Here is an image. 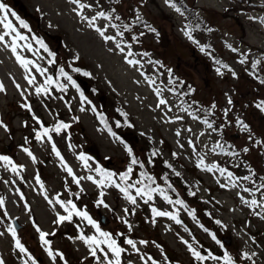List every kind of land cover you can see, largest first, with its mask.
<instances>
[{"label":"rangeland","instance_id":"374dc122","mask_svg":"<svg viewBox=\"0 0 264 264\" xmlns=\"http://www.w3.org/2000/svg\"><path fill=\"white\" fill-rule=\"evenodd\" d=\"M0 4V34L9 32L0 42V156L11 161L0 160L3 264H107L106 245L93 257L96 246L79 239H103L87 219L73 212L57 222L68 201L124 249L121 264H225V252L232 264H264V0ZM60 118L67 128L36 139Z\"/></svg>","mask_w":264,"mask_h":264},{"label":"snow or ice","instance_id":"6c2138e0","mask_svg":"<svg viewBox=\"0 0 264 264\" xmlns=\"http://www.w3.org/2000/svg\"><path fill=\"white\" fill-rule=\"evenodd\" d=\"M74 3H77L78 0H73ZM166 3H170V0H166ZM170 6L172 7H175V4H170ZM81 7H84V5H81ZM0 10H4V5L3 4H0ZM177 11H180L179 8H176ZM12 15H15L14 13ZM98 16H105V13L104 12H99L98 13ZM7 17H0V23H3L4 20H6ZM21 25L23 27H27L26 24L23 23V21H20ZM89 23L91 24L92 21H89ZM5 28L6 29H11L12 32H15V28H12V25L11 23H5L4 24ZM97 31L100 33L101 36H104V32L101 31L100 29H97ZM152 31H155V29H152ZM188 34V33H186ZM9 35V32H5L4 34H0V42L4 41L5 39V36ZM17 37L19 39H24L23 36L19 35V33H17ZM105 40H112L113 37L111 36H105L104 37ZM191 38V37H189ZM119 47V45H117ZM12 51L15 53L16 51V47H15V39L13 40V46H12ZM129 55H131V53H129ZM17 59L21 62L22 65L24 66H27V64L29 63V61H26V60H21V58L19 56H17ZM130 64L131 63H138V61H131L129 60L128 61ZM241 63H243V61H241ZM37 71H40L41 73H43L45 70L44 69H40V68H37ZM61 73L69 80L71 81L72 78L70 76L67 75V73H65L63 71V69L60 70ZM75 71H79L78 69H75ZM217 71L219 72V69H217ZM85 75H87V73H85ZM33 80H34V77L32 79H29L28 80V83L29 84H32L33 83ZM46 83H53L52 79L51 78H48V80L46 81ZM73 84H75V82L73 81ZM17 87H19V85H17ZM0 91H3V85H0ZM46 92L47 91V88L46 87H38L36 89V92L37 94L41 93V92ZM161 104H164L165 101L164 100H161L160 101ZM229 103H231V100H229ZM27 107V105H25ZM258 108H260L262 111H264V102H262L261 104H258L257 105ZM30 110V109H29ZM39 122V121H38ZM0 126H3L2 124H0ZM6 127V126H5ZM61 127L63 128H67L68 125L66 124H60L59 126L55 127L54 129H48V128H44L43 129V132H37L36 133V139L37 140H40L42 136H48V133L49 131H55V132H59ZM245 129L247 128V126L245 125L244 126ZM51 139V137L49 136V140ZM219 147V145H217ZM25 151H28L27 149H25ZM53 151H56L55 149V146H53ZM129 153L131 154V149L128 150ZM245 151H247V149H245ZM28 155L31 156V152H28ZM56 155L59 156V152L57 151L56 152ZM81 159H84V157L82 156ZM0 160H5V161H8L9 163H11V161H9L8 157H3V156H0ZM132 163L135 164L137 163V161L135 159L132 160ZM201 163H203V161H201ZM209 171H211V168L208 169ZM69 175H72V170L70 168L67 169ZM97 171H100L99 169H97ZM132 171L131 168L128 169V172L130 173ZM220 171L223 173L226 171V169H220ZM103 175L107 176V177H111V173H104ZM142 176L145 175V174H141ZM177 175H179V173H177ZM231 173H228V176L231 177ZM128 178V174L125 173L123 175H121V179L122 180H127ZM74 179V182L78 183L79 181L73 177ZM88 179H92V177H88ZM148 179H151V177H148ZM243 179L247 180L249 179V177L245 176ZM95 183V181H94ZM101 183H103V181H101ZM137 184L139 183H142V181H136ZM119 187V186H118ZM128 187H134V185H128ZM261 187H264V184L261 185ZM122 192H124L126 194V198L133 204L136 203V200L133 196L129 195L128 194V189L127 188H121L120 189ZM158 189H155L154 191H156ZM245 191H249V189H245ZM136 195L137 196H144V195H147L148 196V199L150 200L151 199V195L150 193L146 192V190L144 188H137L136 189ZM161 195L163 196V198L165 200H168L169 203H171V201L169 200V198L163 194V192H161ZM61 204L62 207H65V204L63 201H57ZM147 202V201H145ZM177 203H181L182 204V201H176ZM100 203H103V201L101 200ZM258 202L256 200H252L251 201V204L253 205H256ZM0 205H3V200L0 199ZM68 205L71 206V211H68V208L66 207V211H68V215L67 216H58V221L57 222H63L65 220H71L72 218V215H73V212L75 213V215L77 216H81L85 219L88 220V223L93 225V227L96 228L97 232H99V235L100 237H103V239H97L95 236H92V237H84L83 235L79 236V239L83 240L85 242V244L89 245L91 247V245H95L96 247L95 248H91V254L93 257H96V249L97 248H100L101 245H106L107 246V249H108V252H111V254L115 257V260L111 259L108 257V252H105L104 253V257H105V260L107 261V264H121L120 262V255L121 253L124 251L123 248L119 247L117 245V242L116 240L112 239L111 235L107 232H103V231H100V228H99V225L96 224L95 221H93L90 217H88V214L86 212H82V211H78L76 210V206L74 204H72L71 201H68ZM105 207H107V205H105ZM154 215L156 216H170L172 219H176L175 216H172L171 213H167V212H162V211H158L156 210L155 208L152 209ZM177 223H180L179 220H176ZM217 224L220 223V221H216ZM39 231V229H37ZM206 230V229H205ZM9 231L11 232L12 236L15 238L16 236V231H15V228H12L10 227L9 228ZM207 231V230H206ZM48 235L47 233H44V232H40V238H41V241L44 243V244H48L49 242L45 239V236ZM213 239H215V236H213ZM125 243L131 245L133 248L136 247L135 243L131 240V239H128L125 241ZM141 243H145L144 241H141ZM187 243V242H185ZM219 243V241H218ZM15 246L20 250V252H26V249L24 248V246L20 243L19 240H16L15 241ZM189 248H190V251H192V255L197 259V260H205L207 259L208 257H205V256H202L199 252L195 251L194 249L191 248V246L189 245ZM101 251H103V249H101ZM49 256H51L53 258V260L56 259V255H61V258H62V254H59V253H56V254H53V252L51 250H49L48 252ZM246 258L248 259H251V257L247 254V253H244L243 254ZM212 259H218L217 257H211ZM0 264H3V261L0 260ZM34 264V262H33ZM153 264H155V262H153ZM225 264H232V258L228 255L227 252H225Z\"/></svg>","mask_w":264,"mask_h":264},{"label":"trees","instance_id":"16d2710c","mask_svg":"<svg viewBox=\"0 0 264 264\" xmlns=\"http://www.w3.org/2000/svg\"><path fill=\"white\" fill-rule=\"evenodd\" d=\"M63 69V68H62Z\"/></svg>","mask_w":264,"mask_h":264}]
</instances>
